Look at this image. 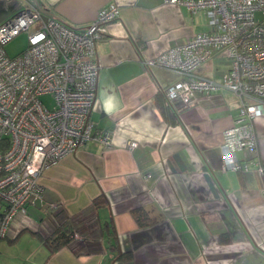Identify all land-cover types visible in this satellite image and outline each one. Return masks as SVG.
Masks as SVG:
<instances>
[{
	"label": "crops",
	"instance_id": "obj_1",
	"mask_svg": "<svg viewBox=\"0 0 264 264\" xmlns=\"http://www.w3.org/2000/svg\"><path fill=\"white\" fill-rule=\"evenodd\" d=\"M27 1L77 30L109 4L119 16L96 41L100 67L89 113L92 129L109 132L110 144L82 143L42 172V197L0 238L23 241L19 264H264V177L252 163L247 172L222 168V130L238 114L235 96L224 88L195 92L194 103L174 109L165 89L180 75L143 64L210 30L204 12L165 0ZM222 57L213 55L198 72L221 80L229 67ZM254 129L255 160L264 164V114ZM49 204L61 205L54 212L73 231L71 245L48 242ZM135 210L146 213L143 226Z\"/></svg>",
	"mask_w": 264,
	"mask_h": 264
},
{
	"label": "built area",
	"instance_id": "obj_2",
	"mask_svg": "<svg viewBox=\"0 0 264 264\" xmlns=\"http://www.w3.org/2000/svg\"><path fill=\"white\" fill-rule=\"evenodd\" d=\"M23 1L0 23V139L8 140L0 149V238L25 213L32 198L42 197L39 178L47 167L74 153L82 143L110 144L109 132L92 129L89 113L100 67L96 41L119 16L118 6L101 8L88 25L77 30ZM165 1L184 5L192 13L203 11L210 30L144 59V66H159L180 75L165 89L174 109L194 103L195 92L231 91L238 114L222 130V168L247 172L252 163L256 174L264 177V164L255 160L254 129L255 118L264 114V0ZM20 32H26L27 46L10 57L4 45ZM221 52L229 58L221 80L198 72ZM45 95L52 98L51 108L41 100ZM136 146L137 142H128L130 149ZM238 151L244 153L242 160ZM60 207L49 204L47 212Z\"/></svg>",
	"mask_w": 264,
	"mask_h": 264
},
{
	"label": "rangeland",
	"instance_id": "obj_3",
	"mask_svg": "<svg viewBox=\"0 0 264 264\" xmlns=\"http://www.w3.org/2000/svg\"><path fill=\"white\" fill-rule=\"evenodd\" d=\"M23 1V0H22ZM21 0H0V8L1 9H11L16 10L19 9L22 4ZM259 16V15H258ZM260 17V16H259ZM27 46V34L26 32H20L11 38L4 45V49L6 53L13 57L14 55L21 52ZM219 55L223 56L229 61V58L226 57L222 52ZM222 57V58H223ZM229 64V63H228ZM41 100L46 104L48 108L52 107V98L50 95H45L41 97ZM23 241L17 242L12 245H8L5 240L0 241V264H19L21 262H25V258L22 257V248Z\"/></svg>",
	"mask_w": 264,
	"mask_h": 264
},
{
	"label": "trees",
	"instance_id": "obj_4",
	"mask_svg": "<svg viewBox=\"0 0 264 264\" xmlns=\"http://www.w3.org/2000/svg\"><path fill=\"white\" fill-rule=\"evenodd\" d=\"M7 144H8L7 139L5 138L0 139V149L5 148ZM103 201H105V197L102 195L96 198L93 204L99 205ZM133 214L139 225L143 226L145 223H147V215L143 210H135ZM47 218L50 221V224L53 228L52 233L47 238L48 242L52 244L51 245L52 249H56L63 245H68V244L71 245V240L73 238V231L70 229L69 226H64L68 224L67 220L65 221V218H62L57 212H52V214H50V216H48Z\"/></svg>",
	"mask_w": 264,
	"mask_h": 264
},
{
	"label": "water",
	"instance_id": "obj_5",
	"mask_svg": "<svg viewBox=\"0 0 264 264\" xmlns=\"http://www.w3.org/2000/svg\"><path fill=\"white\" fill-rule=\"evenodd\" d=\"M13 10H11V9H4V12H3V14H0V23L3 21V20H5V18H7L9 15H10V13L12 12Z\"/></svg>",
	"mask_w": 264,
	"mask_h": 264
}]
</instances>
